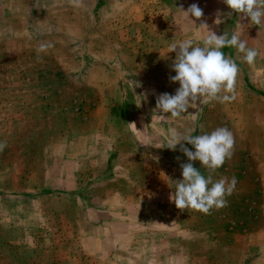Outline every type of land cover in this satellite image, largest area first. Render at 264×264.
Returning a JSON list of instances; mask_svg holds the SVG:
<instances>
[{"label": "rangeland", "instance_id": "rangeland-1", "mask_svg": "<svg viewBox=\"0 0 264 264\" xmlns=\"http://www.w3.org/2000/svg\"><path fill=\"white\" fill-rule=\"evenodd\" d=\"M193 3L199 20L176 8ZM230 11L223 0H0V264H253L250 235L264 240V42ZM201 23L239 34L255 62L223 48L240 69L234 101L156 112V96L179 87L168 45L202 46ZM42 44L52 47L38 53ZM218 127L235 143L212 179L235 176V190L209 215L181 211L167 193L187 157L156 147L172 128Z\"/></svg>", "mask_w": 264, "mask_h": 264}, {"label": "clouds", "instance_id": "clouds-1", "mask_svg": "<svg viewBox=\"0 0 264 264\" xmlns=\"http://www.w3.org/2000/svg\"><path fill=\"white\" fill-rule=\"evenodd\" d=\"M72 3L78 5V0H72ZM223 3L231 10L223 14L224 17L230 18L234 12L240 14L242 20H250L253 25L264 24V0H223ZM176 8L188 18L191 16L199 20L203 16V10L195 3L187 10H184L182 5ZM216 15L220 17L222 14L217 11ZM215 22L220 24L223 21L218 18ZM201 25L208 30L206 23ZM46 47L52 45L42 44L37 52L44 51ZM225 47L235 48L238 54H242L240 59L247 64H253L258 56V51L249 48L247 42L240 39L239 34L235 32L229 36L228 32L217 35L208 30L202 46L190 38L169 44L168 53H175L171 63V70L175 75L170 76L169 80L173 83L178 82L179 87L174 94L165 92L157 95L154 110L170 114L172 118H181L190 108L194 109L201 102V98H205L204 102L234 101L240 69L236 61L222 51ZM137 96L142 98L137 105L139 107L142 100H147V94ZM193 133V129L181 132L177 128H172L166 145L156 148L176 151L179 145V151L187 157V162L179 165L182 179L169 178L175 186L169 196L170 201L181 211L191 208L209 215L212 209L226 207V197L235 190L237 184L235 176L231 179L222 177L215 182L212 179V174L231 157L235 139L227 127H218L210 133L200 135ZM185 143L191 145L194 150L186 147ZM6 146V142H0V151ZM153 158L158 160V157ZM176 159L179 161L180 158ZM194 161H198L208 171L207 176L193 166Z\"/></svg>", "mask_w": 264, "mask_h": 264}, {"label": "crops", "instance_id": "crops-1", "mask_svg": "<svg viewBox=\"0 0 264 264\" xmlns=\"http://www.w3.org/2000/svg\"><path fill=\"white\" fill-rule=\"evenodd\" d=\"M252 30H253V32L256 34V38H259V39H261L262 40V42H264V24H262L261 26H257V25H253L252 26ZM253 33V34H254ZM152 163V165H154V166H157L158 165V163L159 162H151ZM144 182H145V180H143ZM157 181H155L154 182V184L156 183ZM160 190H159V187H157L156 189H154L153 191H152V195H151V197L153 198V197H155V196H158L159 194H160ZM263 193H264V191H263ZM169 194L167 193V199L169 198ZM167 203H169V202H167ZM264 203V202H263ZM260 232L263 234V236H264V227H263V229L262 230H260ZM251 236L252 235H250V249L251 248H256L255 249V251H256V253H257V255L256 256H254L253 254L252 255H250V262H252L253 261V264L255 263H260V264H263L264 263V240L263 241H261V240H259V237H253V239H251ZM253 240H255V242H252ZM100 241V244L101 245H103L104 247H105V244H103L102 243V240H99ZM99 244V245H100Z\"/></svg>", "mask_w": 264, "mask_h": 264}]
</instances>
